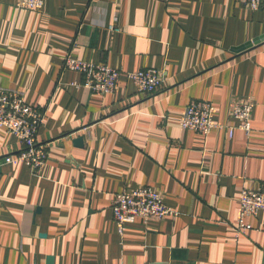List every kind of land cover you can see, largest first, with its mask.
Masks as SVG:
<instances>
[{
    "label": "crops",
    "instance_id": "1",
    "mask_svg": "<svg viewBox=\"0 0 264 264\" xmlns=\"http://www.w3.org/2000/svg\"><path fill=\"white\" fill-rule=\"evenodd\" d=\"M17 1L0 0V86L46 109L38 138L50 157L39 173L6 162L21 143L0 127V264H264L263 215L235 227L242 189L264 184V3ZM68 54L120 69V87L79 85ZM147 67L164 77L153 93L127 76ZM194 99L233 133L182 127ZM233 100L252 103L249 134ZM143 185L179 214L138 218L121 234L113 196Z\"/></svg>",
    "mask_w": 264,
    "mask_h": 264
},
{
    "label": "built area",
    "instance_id": "2",
    "mask_svg": "<svg viewBox=\"0 0 264 264\" xmlns=\"http://www.w3.org/2000/svg\"><path fill=\"white\" fill-rule=\"evenodd\" d=\"M45 0H18L17 7L40 10ZM240 4L252 9H259L264 0H237ZM119 31L115 24L110 25ZM65 67L80 71L84 80L79 83L95 93H111L120 87L122 71L105 63H94L79 59L72 54L65 56ZM140 92L153 93L163 83L162 73L154 67L139 69L127 73ZM253 106L248 101L233 100L230 102V115L238 121V127L247 134L252 131ZM215 106L213 103L194 99L189 102L184 113L179 117L180 125L208 135L215 128H227L230 135L235 126H229L214 120ZM46 109L32 105L25 99L21 91L0 86V127L16 134L21 149L5 156L6 162H24L34 173H39L46 165L50 155L47 145L39 141L38 133L44 123ZM112 212L119 233L123 234L127 227L138 218L145 222L151 218L176 216L179 211L165 202L162 193L156 188L143 185L133 190L116 193L112 200ZM263 215L264 220V184L252 189L244 187L240 195V214L235 225L238 232L252 227L247 222L250 216Z\"/></svg>",
    "mask_w": 264,
    "mask_h": 264
},
{
    "label": "water",
    "instance_id": "3",
    "mask_svg": "<svg viewBox=\"0 0 264 264\" xmlns=\"http://www.w3.org/2000/svg\"><path fill=\"white\" fill-rule=\"evenodd\" d=\"M244 49H246V47L245 48H243L242 50H244ZM73 142H74V144L76 145V146H82L83 145V136H78V137H76V138H74L73 139ZM52 262H53V256H49L48 257V264H52Z\"/></svg>",
    "mask_w": 264,
    "mask_h": 264
}]
</instances>
